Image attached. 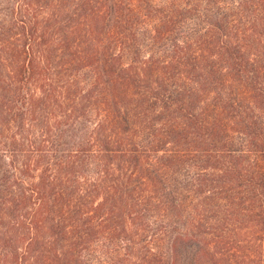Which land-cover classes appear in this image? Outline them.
Here are the masks:
<instances>
[{
	"label": "trees",
	"instance_id": "trees-1",
	"mask_svg": "<svg viewBox=\"0 0 264 264\" xmlns=\"http://www.w3.org/2000/svg\"><path fill=\"white\" fill-rule=\"evenodd\" d=\"M15 2L0 264H264V0Z\"/></svg>",
	"mask_w": 264,
	"mask_h": 264
},
{
	"label": "rangeland",
	"instance_id": "rangeland-1",
	"mask_svg": "<svg viewBox=\"0 0 264 264\" xmlns=\"http://www.w3.org/2000/svg\"><path fill=\"white\" fill-rule=\"evenodd\" d=\"M169 0H155L154 4L157 6H163L168 3ZM15 0H0V27L9 26L12 23L11 13L16 9ZM82 78L90 77L88 72H84L80 75ZM6 126L0 125V131L6 133ZM76 134H80V131L75 128L74 131L66 130L62 135V142L66 145L73 144V140L76 139ZM9 158L0 153V201L8 198V196L14 195V182L15 172L10 167ZM186 260H189V256L186 254Z\"/></svg>",
	"mask_w": 264,
	"mask_h": 264
}]
</instances>
